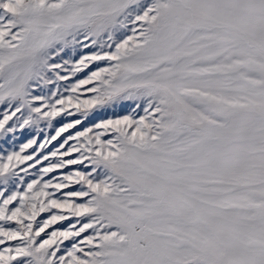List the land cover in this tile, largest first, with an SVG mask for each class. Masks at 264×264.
Returning a JSON list of instances; mask_svg holds the SVG:
<instances>
[{
    "label": "snow or ice",
    "instance_id": "6c2138e0",
    "mask_svg": "<svg viewBox=\"0 0 264 264\" xmlns=\"http://www.w3.org/2000/svg\"><path fill=\"white\" fill-rule=\"evenodd\" d=\"M0 264H264V0H0Z\"/></svg>",
    "mask_w": 264,
    "mask_h": 264
}]
</instances>
